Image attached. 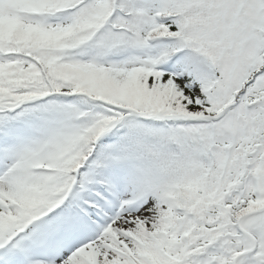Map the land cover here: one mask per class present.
<instances>
[{
	"label": "snow or ice",
	"instance_id": "1",
	"mask_svg": "<svg viewBox=\"0 0 264 264\" xmlns=\"http://www.w3.org/2000/svg\"><path fill=\"white\" fill-rule=\"evenodd\" d=\"M0 264H264V0H0Z\"/></svg>",
	"mask_w": 264,
	"mask_h": 264
}]
</instances>
